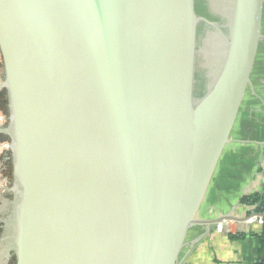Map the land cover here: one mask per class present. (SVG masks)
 I'll use <instances>...</instances> for the list:
<instances>
[{
	"label": "water",
	"instance_id": "water-1",
	"mask_svg": "<svg viewBox=\"0 0 264 264\" xmlns=\"http://www.w3.org/2000/svg\"><path fill=\"white\" fill-rule=\"evenodd\" d=\"M223 3L225 1L223 0ZM229 0L194 103L195 0H0L16 264H178L264 41ZM228 7V8H227ZM264 258V250L260 262Z\"/></svg>",
	"mask_w": 264,
	"mask_h": 264
},
{
	"label": "crops",
	"instance_id": "crops-1",
	"mask_svg": "<svg viewBox=\"0 0 264 264\" xmlns=\"http://www.w3.org/2000/svg\"><path fill=\"white\" fill-rule=\"evenodd\" d=\"M250 81L230 142L198 214L200 220L230 216L237 221L222 223L220 233L216 227L207 234L204 226L192 228L178 264H257L263 254L255 238L259 227L246 223L248 218L258 215L256 206H246L241 199L264 194V41L259 44Z\"/></svg>",
	"mask_w": 264,
	"mask_h": 264
},
{
	"label": "rangeland",
	"instance_id": "rangeland-1",
	"mask_svg": "<svg viewBox=\"0 0 264 264\" xmlns=\"http://www.w3.org/2000/svg\"><path fill=\"white\" fill-rule=\"evenodd\" d=\"M222 3L219 0H195V12L197 16L211 22L213 27L201 23L197 29L193 92L194 103H197L206 94L210 82L213 80L214 73L212 66L216 62V59H214V48L215 44H218L216 43V39L221 37L218 33L219 30L223 36L226 35L221 30L223 27H226V23H224L226 13H223L225 11L222 8ZM1 60L0 55V62ZM3 82L4 80L0 77V84H3ZM4 122L5 118L0 115V129L4 128ZM8 148L9 142L6 144L5 140L0 137V208H3L5 211L4 219L7 218L13 203V192L9 191L13 187V179L11 156ZM6 151H8V154H6ZM11 255L13 253L9 251L7 243L0 241V264L10 258Z\"/></svg>",
	"mask_w": 264,
	"mask_h": 264
},
{
	"label": "trees",
	"instance_id": "trees-1",
	"mask_svg": "<svg viewBox=\"0 0 264 264\" xmlns=\"http://www.w3.org/2000/svg\"><path fill=\"white\" fill-rule=\"evenodd\" d=\"M0 77L3 80V65L2 60L0 62ZM0 115H2L5 118V122L3 126L5 127L7 125L8 121V112H7V101H6V91L3 88V84H0ZM3 140H5L6 144L8 143V139L4 136H1ZM6 154H8V151H6ZM241 203L246 206H256L255 212L258 215L264 214V194L262 196L254 195L249 197H243L241 199ZM255 238L259 241V244L261 246L260 253L262 254L264 250V230L258 235L255 236ZM257 264H264V258L263 260Z\"/></svg>",
	"mask_w": 264,
	"mask_h": 264
},
{
	"label": "flooded vegetation",
	"instance_id": "flooded-vegetation-1",
	"mask_svg": "<svg viewBox=\"0 0 264 264\" xmlns=\"http://www.w3.org/2000/svg\"><path fill=\"white\" fill-rule=\"evenodd\" d=\"M225 1V3H226V5L227 4H229V0H224ZM219 2H223V0H219ZM225 3H222V8H223V10H224V8H225ZM228 8V7H227ZM223 13H225V12H223ZM225 18V17H224ZM224 23H226V19L224 20ZM223 30H225L226 31V27L224 28H222ZM2 135H0V137H1ZM4 191H6V189H4ZM10 192H12V188H11V190H9ZM4 210H3V208H0V241H1V235H2V233H3V227H4V221H5V219H4ZM9 262H10V264H16V262H15V258H14V255H11V257L10 258H8L7 260H4L3 262H2V264H9Z\"/></svg>",
	"mask_w": 264,
	"mask_h": 264
},
{
	"label": "built area",
	"instance_id": "built-area-1",
	"mask_svg": "<svg viewBox=\"0 0 264 264\" xmlns=\"http://www.w3.org/2000/svg\"><path fill=\"white\" fill-rule=\"evenodd\" d=\"M246 223L248 225H253L254 224V225L258 226L259 227V234H260L262 232V230H263V227H264V214L263 215H254V216L248 218ZM221 225L222 224L216 226V230L219 233L222 230V226Z\"/></svg>",
	"mask_w": 264,
	"mask_h": 264
},
{
	"label": "bare ground",
	"instance_id": "bare-ground-1",
	"mask_svg": "<svg viewBox=\"0 0 264 264\" xmlns=\"http://www.w3.org/2000/svg\"><path fill=\"white\" fill-rule=\"evenodd\" d=\"M15 190H16V188L13 186V187H12V192H14Z\"/></svg>",
	"mask_w": 264,
	"mask_h": 264
}]
</instances>
